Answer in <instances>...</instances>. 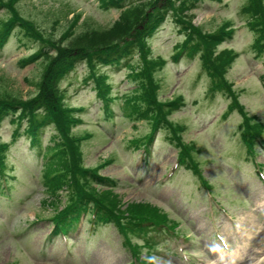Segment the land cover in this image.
<instances>
[{"label": "rangeland", "instance_id": "obj_1", "mask_svg": "<svg viewBox=\"0 0 264 264\" xmlns=\"http://www.w3.org/2000/svg\"><path fill=\"white\" fill-rule=\"evenodd\" d=\"M2 1L8 4L0 8V23L16 14L44 39L31 38L14 24L0 44V93L25 99L36 94L45 63L53 55L46 41H60L68 33L62 44L73 43L78 33L109 28L124 9L139 5L143 10L148 3L145 10H151L152 0H121L118 5L106 0ZM246 1L196 0L183 14L205 32L228 21L232 31L216 50H233L235 57L225 64L221 80L230 84L233 98L248 115L263 124L260 141L264 142V49L254 48L255 33L242 9ZM164 15L147 36L150 55L165 60L151 75L157 83V99L181 97L184 103L170 110L154 131L149 119H133L123 108L138 87L129 77L126 60L98 68L108 83V95H102L108 101L98 95L97 84L90 79L92 71L83 61L60 76L58 88L61 105L78 119L71 132L88 136L79 148L85 166L97 169L99 175L93 174L88 182L115 193L120 204L157 207L178 223L182 239L168 234L154 245L140 246L149 236L145 229L134 230L127 241L119 230L121 222L104 221L99 215L97 224L85 222L83 228L70 232L71 239L51 232V221L45 218L76 191L66 185L52 193L46 185L44 166L49 147L54 151L60 141L58 129L45 124L33 140L26 133V118L9 110L0 122L7 180V185L1 182L0 174V264H134L132 243L146 264H220L218 258L226 254L220 251L215 232L226 242L224 249L234 252L228 264H264V145L256 143L254 157L246 153L238 130L242 115L227 107L233 99L225 96L228 93H209L200 55L172 58L188 31L182 30L171 11ZM136 60L140 61L138 50L129 56V61ZM186 143L200 173L191 168L188 157L176 164ZM106 159L111 161L106 164ZM90 208L91 204L89 213ZM131 220L123 223L131 225ZM216 251L219 257L212 254Z\"/></svg>", "mask_w": 264, "mask_h": 264}, {"label": "trees", "instance_id": "obj_2", "mask_svg": "<svg viewBox=\"0 0 264 264\" xmlns=\"http://www.w3.org/2000/svg\"><path fill=\"white\" fill-rule=\"evenodd\" d=\"M121 0H106L108 4H116ZM196 0H152L149 3L151 10L145 8L142 10L138 5L136 9H124V13L116 19L109 28H102L97 31L87 30L78 33L75 36V42L62 44V40L46 41L47 48L53 51V55L47 59L42 77L39 81L37 92L31 98H19V95L0 93V122L9 111H17L21 118H26L28 128L26 133L31 139H36L37 131L45 124H54L58 129L60 141L53 147H49V158L44 166L46 185L52 193H56L61 186H73L71 197L69 196L63 205L55 206V213L50 216L51 219H57L62 222V214L77 216L80 212H91L99 215L102 220H114L122 222L126 217L132 219L131 228L127 225L120 226L125 238H129V233L133 232L139 226L144 224H156L166 222L165 213L157 207L148 203L132 202L130 204H120L115 193L110 190L97 189L88 181H91L92 175L98 177V170L85 166L83 152L80 151V143L84 138L71 132V126L77 124V117L66 106L61 105V95L58 88V80L66 70L72 69L76 62L83 61L91 69V77L96 82L98 95L102 100L108 101L107 94L108 83L104 81V76L98 74V68L104 63L119 64L121 60H126V66H129V77L138 82V87L123 104V108L133 119H149L152 131L166 121V114L184 103L181 97L172 100L157 99V83L154 81L151 73L159 65L164 64L165 60L161 57H153L146 46L147 36L157 28L164 18V14L171 11L176 20L181 24L182 30H187V36L183 42L178 43L173 51L172 58L177 60L181 54L189 57L195 54L200 55L202 66L210 78V89L220 90L229 98L234 95L231 92L229 83L223 85V68L226 63L231 62L235 53L232 50L222 49L217 51V46L225 40L231 33L228 21L225 20L217 29L212 31H200L194 27L188 17L183 14L187 7ZM264 0H247L242 6L244 13L248 16V24L255 33L254 48L261 51L264 49ZM162 2V3H160ZM6 1L0 0V8L7 6ZM158 4H163L158 7ZM13 10V9H11ZM126 10V11H125ZM15 25L19 26L26 35L44 42L42 35L26 22H22L13 14V16L0 23V44L4 42L9 30ZM63 37V36H62ZM140 55V61H129V56L137 53ZM46 51L45 53H47ZM102 75V76H101ZM157 87V88H156ZM6 92V91H5ZM108 95V94H107ZM57 108L59 109L56 112ZM229 109L236 108L242 115V121L238 125L241 139L246 147L248 155H254L255 146L261 137V126L258 120L252 118L233 98L228 105ZM57 113V114H56ZM38 119H42L37 122ZM176 134V133H175ZM152 132L147 135L146 142ZM178 138V135L176 134ZM183 149L179 155L180 161L188 157L191 168L198 171L194 155H190V144ZM6 149V143L0 141V174L4 175L6 167L2 163L3 152ZM110 162L109 159L105 163ZM67 177V178H66ZM56 195V194H55ZM61 208V209H59ZM125 216V217H124ZM166 217V218H165ZM63 224V223H62ZM60 224V226L62 225Z\"/></svg>", "mask_w": 264, "mask_h": 264}]
</instances>
